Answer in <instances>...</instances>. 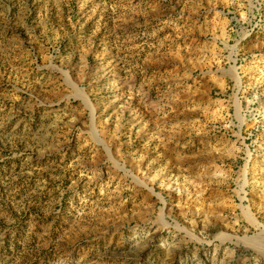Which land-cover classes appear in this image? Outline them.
<instances>
[{
  "label": "rangeland",
  "instance_id": "374dc122",
  "mask_svg": "<svg viewBox=\"0 0 264 264\" xmlns=\"http://www.w3.org/2000/svg\"><path fill=\"white\" fill-rule=\"evenodd\" d=\"M264 0H0V264H264Z\"/></svg>",
  "mask_w": 264,
  "mask_h": 264
},
{
  "label": "bare ground",
  "instance_id": "6f19581e",
  "mask_svg": "<svg viewBox=\"0 0 264 264\" xmlns=\"http://www.w3.org/2000/svg\"><path fill=\"white\" fill-rule=\"evenodd\" d=\"M244 244L248 245L255 251L258 255H264V244L260 241V239H245L242 240Z\"/></svg>",
  "mask_w": 264,
  "mask_h": 264
}]
</instances>
